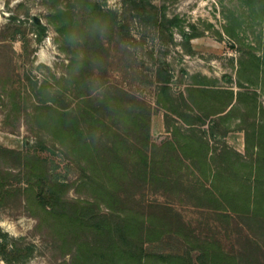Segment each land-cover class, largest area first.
<instances>
[{"label":"trees","instance_id":"16d2710c","mask_svg":"<svg viewBox=\"0 0 264 264\" xmlns=\"http://www.w3.org/2000/svg\"><path fill=\"white\" fill-rule=\"evenodd\" d=\"M257 1L264 15V0ZM49 2L52 21L64 42L78 46L83 38L93 46L91 54L80 60L79 53L74 57L75 69L91 70L90 80L85 73L74 72L68 82L77 83L81 76L86 87L96 83V89L105 91L94 96L88 86L76 93L80 98L76 106L48 105L61 144L79 161L83 173L79 185L89 193L88 197L69 196L71 184L62 179L66 171L62 152L40 139L27 144L26 151L0 145V159L14 162V170L0 168V205L13 196L24 198L40 224L52 228L59 241L75 250L74 264H264V107L258 123L248 131L243 154L212 138L247 93L212 87L204 77L176 98L171 78L158 73V102L166 110L170 135L153 141L151 110L145 101L124 90L114 93L106 73H94L107 60L102 32L112 29L128 52L127 40L133 37L127 12L158 28L182 26L179 17L160 16L148 0H123L124 13L98 0ZM235 20L226 27L233 36ZM34 24L41 40L48 27L36 19ZM180 30L188 42L196 36ZM250 61L264 67V51L254 53ZM62 92L57 94L64 100L66 91ZM118 121L124 130L117 128ZM152 187L167 196L185 193L196 206L213 210L242 233L243 248L230 252L216 237L193 234L170 203H145L138 195ZM23 238L0 231V256L7 264H27L34 244H25Z\"/></svg>","mask_w":264,"mask_h":264},{"label":"rangeland","instance_id":"374dc122","mask_svg":"<svg viewBox=\"0 0 264 264\" xmlns=\"http://www.w3.org/2000/svg\"><path fill=\"white\" fill-rule=\"evenodd\" d=\"M49 1L0 0V145L26 151L27 144L44 139L62 152L66 163L62 179L71 184L69 196L88 197L89 190L79 185L83 175L79 161L74 154L66 153V147L61 144L58 132L52 126L54 119L49 115L48 105L61 109L80 102L76 93L88 90L90 82L86 87L81 76L77 83L70 84L68 79L72 80L75 72L85 73L86 80H90L87 73L91 70L75 69L74 57L79 53L77 60H80L87 53L91 54L93 46L83 38H79L78 46L74 42L71 45L64 42L52 21ZM98 1L106 8L125 12L123 0ZM148 1L156 5L160 16L179 17L182 26L166 24L158 28L139 15L127 12L133 37L127 40L130 51L124 50L112 29L103 30L102 40L108 48L107 60L94 73H106L114 93L124 90L145 101L151 110V137L156 142L170 135L166 110L158 102L161 86L158 73H166L171 78L170 85L176 98L181 92L186 94L191 84L204 80V77H208L212 87L247 93L245 101L236 104L237 109L221 121L216 137L212 138L215 143L226 141L246 154L248 131L252 130L254 123H258L264 107V67L257 68L250 61L254 53L264 51V15L259 2ZM35 19L48 27L41 40ZM234 19L236 36L226 31ZM181 28L196 36L188 42ZM75 33L78 35L77 31ZM95 85L90 84L89 90L94 96H103L104 87L96 89ZM58 91H66L64 100L60 93L57 94ZM175 119L177 121L178 118L174 117V123ZM205 127L203 129H208ZM117 128L124 130L120 121ZM208 136L211 137L210 134ZM80 158L85 165V158ZM13 163L2 158L0 168L14 170ZM138 196L147 204L157 201L174 205L192 228L193 234L216 237L227 251L236 252L243 248L242 233L215 215L213 210L196 206V202L185 193L182 196H167L152 187L140 191ZM101 204L108 209L106 203ZM0 231L8 232L12 237H24L25 244H34L27 264H74L75 250L59 241L52 228L40 224L24 198L21 200L13 196L0 205ZM0 264H7L1 256Z\"/></svg>","mask_w":264,"mask_h":264}]
</instances>
